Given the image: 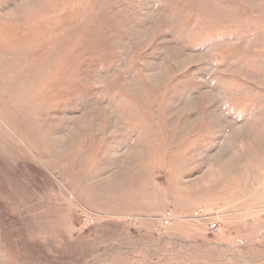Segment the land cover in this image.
<instances>
[{
  "label": "rangeland",
  "instance_id": "obj_1",
  "mask_svg": "<svg viewBox=\"0 0 264 264\" xmlns=\"http://www.w3.org/2000/svg\"><path fill=\"white\" fill-rule=\"evenodd\" d=\"M0 264H264V0H0Z\"/></svg>",
  "mask_w": 264,
  "mask_h": 264
},
{
  "label": "built area",
  "instance_id": "obj_2",
  "mask_svg": "<svg viewBox=\"0 0 264 264\" xmlns=\"http://www.w3.org/2000/svg\"><path fill=\"white\" fill-rule=\"evenodd\" d=\"M170 215H171V214H170L169 212L165 213V215L163 216V219H164L165 222H168V220L171 219ZM214 216H215L216 218H218V213H216ZM208 226H209L210 228H213V229H217V228H218V226H217V222H215V221H213V222H211V223H208Z\"/></svg>",
  "mask_w": 264,
  "mask_h": 264
}]
</instances>
